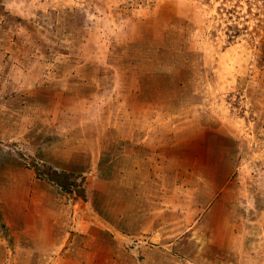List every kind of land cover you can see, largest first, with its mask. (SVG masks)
Instances as JSON below:
<instances>
[{
  "label": "rangeland",
  "instance_id": "1",
  "mask_svg": "<svg viewBox=\"0 0 264 264\" xmlns=\"http://www.w3.org/2000/svg\"><path fill=\"white\" fill-rule=\"evenodd\" d=\"M0 264H264V0H0Z\"/></svg>",
  "mask_w": 264,
  "mask_h": 264
},
{
  "label": "crops",
  "instance_id": "2",
  "mask_svg": "<svg viewBox=\"0 0 264 264\" xmlns=\"http://www.w3.org/2000/svg\"><path fill=\"white\" fill-rule=\"evenodd\" d=\"M96 163H98V159L97 160L96 159L94 160L93 158L90 159L91 165H94ZM53 164L54 166H56L54 167L55 169H59L61 167V166L59 167V165L55 163ZM66 169H69V167ZM13 175L14 174L10 175L9 177H11L12 181H17L16 177H12ZM21 185H22V188H24V190L26 191L27 195H29V193L31 194V190H33L32 187L29 188L26 183H21ZM41 187L43 188L44 193L39 192L38 190L37 191L34 190L31 195V199L28 202L27 200L26 201L17 200L14 202V208L20 211L19 214H15V216H12L10 214L8 215L3 206V209H2L3 216L2 217L8 227L15 229L16 234L36 235L40 233H50L51 234V232H53V234L56 235L57 231L63 226L65 218L69 214L67 211L69 207L66 206L67 207L66 213L68 214L67 215L63 214L64 207L62 206V203H61L63 200H62V197L60 200V195H58L55 188L52 185L47 184V183L46 184L42 183ZM57 195L59 196V199ZM76 206H77L76 208L79 207L78 209L82 208V212L85 210H88L89 212L92 209L93 210V214H91V216H93L92 218H96L98 214L95 212L94 208L90 206L89 203L86 204V208L82 206L80 207V204ZM24 209H28L29 211L26 213L25 212L21 213ZM76 218L77 216H73L72 218L71 215L68 217V220L70 221V223L73 224L72 229L74 225H76ZM82 220H84V223L82 224H86V226L91 225V221H92L91 219L87 220L86 218H83ZM45 224H47L50 229L52 228V230L47 231L45 229L46 226L44 227Z\"/></svg>",
  "mask_w": 264,
  "mask_h": 264
},
{
  "label": "trees",
  "instance_id": "3",
  "mask_svg": "<svg viewBox=\"0 0 264 264\" xmlns=\"http://www.w3.org/2000/svg\"><path fill=\"white\" fill-rule=\"evenodd\" d=\"M34 173L37 178L46 181L55 187L62 194L74 196L76 199L86 201L87 191L85 180H78L72 173L61 171L52 167L39 168L34 166Z\"/></svg>",
  "mask_w": 264,
  "mask_h": 264
}]
</instances>
